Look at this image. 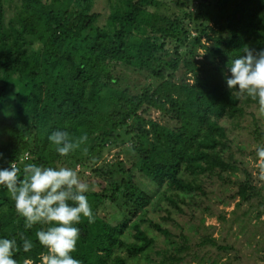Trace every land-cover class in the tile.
Masks as SVG:
<instances>
[{
  "label": "trees",
  "instance_id": "trees-1",
  "mask_svg": "<svg viewBox=\"0 0 264 264\" xmlns=\"http://www.w3.org/2000/svg\"><path fill=\"white\" fill-rule=\"evenodd\" d=\"M211 1L198 6L196 14L171 19L147 10L156 0H111L101 26L92 11L94 0H19L9 23L7 1L0 0V168L13 161L22 179L26 164L58 167L62 160H73L113 185L109 194L85 193L95 220L82 218L76 225L80 235L71 255L81 264H126L118 252L129 258L145 254L155 244L142 229L145 223L170 240L174 235L169 229L146 218L148 209L175 222L174 215L187 213L179 202L196 207L186 200L196 203L208 197L207 182L232 187L230 201L257 200L252 174L229 150L233 127L252 116L250 109L258 102L240 99L225 77L231 75L229 61L243 55L245 45L264 49V0ZM207 7L214 11L211 21L204 14ZM167 46L173 48V59L164 58ZM199 49L203 53L197 59ZM117 64L146 73L151 81L130 94L112 74ZM180 68L192 78L177 80ZM252 121V136L257 146L264 145V129L255 116ZM55 130L88 139L80 149L60 156L48 139ZM125 142L131 143L136 164L103 170L88 162ZM135 173L156 191L140 188ZM105 201L115 204L122 221L112 225L99 216ZM49 226L26 228L7 189L0 186V238L16 240L17 264H42L47 249L35 234ZM21 236L32 241L30 251L23 250ZM176 237L178 242L169 241L177 254L166 257L170 264L195 260L197 251L187 249L191 239L182 233ZM196 246L231 250L211 237L200 238Z\"/></svg>",
  "mask_w": 264,
  "mask_h": 264
},
{
  "label": "rangeland",
  "instance_id": "rangeland-1",
  "mask_svg": "<svg viewBox=\"0 0 264 264\" xmlns=\"http://www.w3.org/2000/svg\"><path fill=\"white\" fill-rule=\"evenodd\" d=\"M6 1L7 3L4 6L6 9L5 21L9 23L16 15L19 0ZM156 1L158 2L157 5L148 7L147 10L171 19L182 18L188 12L196 14L198 6L203 8L208 2L212 4L211 0L205 3H200V0ZM110 2L111 0H94L92 11L99 16L97 18L98 25H105L106 18L110 13ZM204 14H206L207 20L211 21L214 11L207 7ZM194 35L192 34L191 37ZM204 41L202 39V42ZM202 53L201 49L197 50V59L202 57ZM165 54L164 58L166 60L173 59L175 56L171 46L166 47ZM182 71L183 69L180 68L177 72V80L186 78L188 81L189 78H192L189 74H183ZM112 74L119 79V88L122 89V87L127 86L130 94L139 91L144 84L151 81L148 74L135 72L122 64H117ZM250 110L252 116L256 117L260 128L264 129V117L258 116V107H253ZM252 116L248 115L238 128L233 127L231 137L234 138V145L229 151H231L230 154L236 163H240L252 174L253 185L257 188V200H253L249 204L240 202L239 198L230 201L228 190H232V187L225 189L212 181L206 183L205 192H207L208 197H200L196 203L195 201L186 200V202L192 203L196 207H187L180 202L178 203L183 209L187 208L185 210L187 213L186 215H174L175 222L162 219L163 213H160L157 209L149 208L146 218L152 219L160 223L162 227L169 229L174 237L171 236L170 240H165L164 237L152 230L147 223L142 224V229L146 234L155 239V244L145 254L138 255L136 258H129L124 252H118L126 260V264H170L172 261L166 257L170 255L177 256V254H173V246L170 242H178L176 236L181 233L191 239V242L187 243V249L197 251V256L195 260L186 259L185 262L178 264H211L212 262L215 264H264V204L262 203V200H264V181L258 178V158L255 152L257 142L252 136ZM151 117L156 120L158 113L151 112ZM137 161L136 153L132 150L130 142L111 145L106 148L99 158L91 157L88 159L93 167L102 168L103 170L108 167L111 169H125L131 164H136ZM61 166L78 170L82 181L90 186L89 193L109 194L113 188V185L108 183L105 175H98L90 169H84L80 165L74 164L73 160H62L58 164V167ZM229 176L231 175L229 174ZM135 179L138 186L146 192L153 194L156 191V187L138 173H135ZM231 179L234 180L232 176ZM191 208L194 210L190 211ZM98 214L112 225L124 219L115 204L108 201H105L98 208ZM133 220L134 218L130 219V223ZM130 234L125 236L127 241H133ZM203 237L214 238L221 246H230L231 250L226 252L216 251L209 246L198 248L196 243ZM167 250H169V253L165 254L164 252Z\"/></svg>",
  "mask_w": 264,
  "mask_h": 264
},
{
  "label": "clouds",
  "instance_id": "clouds-1",
  "mask_svg": "<svg viewBox=\"0 0 264 264\" xmlns=\"http://www.w3.org/2000/svg\"><path fill=\"white\" fill-rule=\"evenodd\" d=\"M243 55L228 63L230 77L226 83L236 89L240 99L251 98L258 102V116L264 117V49L256 50L245 45ZM60 156H67L86 143L87 135L72 136L66 130H55L48 137ZM130 147V145H129ZM84 151H87L84 149ZM258 158V178L264 181V145L255 147ZM24 176L15 162L0 168V186L7 189L15 203L18 215L24 218L26 228L41 223L50 225L36 232V238L45 249L42 264H81L71 253L76 251L80 229L76 225L86 218L93 223L95 217L85 193L89 184L83 182L78 170L70 167H44L29 163ZM23 250L28 252L33 243L21 236ZM17 249L15 239L0 238V264H17L13 258Z\"/></svg>",
  "mask_w": 264,
  "mask_h": 264
}]
</instances>
